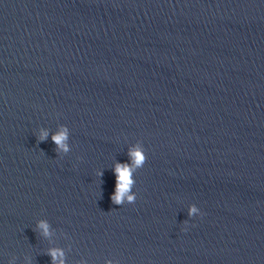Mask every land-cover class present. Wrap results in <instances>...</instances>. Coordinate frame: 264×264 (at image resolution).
<instances>
[{
	"label": "water",
	"instance_id": "obj_1",
	"mask_svg": "<svg viewBox=\"0 0 264 264\" xmlns=\"http://www.w3.org/2000/svg\"><path fill=\"white\" fill-rule=\"evenodd\" d=\"M61 260L264 264V0H0V264Z\"/></svg>",
	"mask_w": 264,
	"mask_h": 264
},
{
	"label": "clouds",
	"instance_id": "obj_2",
	"mask_svg": "<svg viewBox=\"0 0 264 264\" xmlns=\"http://www.w3.org/2000/svg\"><path fill=\"white\" fill-rule=\"evenodd\" d=\"M48 132L47 130H42L41 134L39 136V139L41 141L47 139ZM53 143L57 146V152H65L67 153L70 149L67 141V129L62 128L61 131H59L56 134H53L52 136ZM129 156L133 160V165L128 164H119L117 163L114 167L115 172V192L111 196V200L113 204H121L123 200L126 198L129 203H135L136 196L134 194H130L131 187L136 183L135 180L132 179V172L135 171L136 168L143 167V165L146 162V155L144 154L143 149L136 148L135 150L129 151ZM102 175V173H100ZM199 212V215H203L199 211V209L196 206H191L189 208V216H194ZM186 224V222H185ZM39 227L43 230V234L45 236L50 235L49 233V225L45 221H41L39 223ZM184 231H187V226L183 229ZM52 257L54 262L57 260L58 256H62L63 253L59 250H51L49 253ZM60 264H63V261H60Z\"/></svg>",
	"mask_w": 264,
	"mask_h": 264
}]
</instances>
